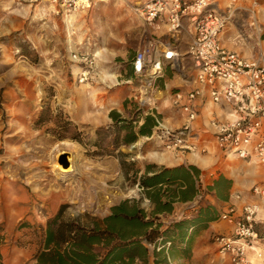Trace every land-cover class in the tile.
I'll use <instances>...</instances> for the list:
<instances>
[{
  "label": "rangeland",
  "instance_id": "374dc122",
  "mask_svg": "<svg viewBox=\"0 0 264 264\" xmlns=\"http://www.w3.org/2000/svg\"><path fill=\"white\" fill-rule=\"evenodd\" d=\"M134 2L91 0L89 9L65 17L48 4L0 0V238L5 264H32L47 222L57 215L58 224L77 217L83 222L103 218L112 206L130 199L150 210L136 182L139 172L136 176L134 172L155 164L151 153L168 151L151 135L137 134L149 115L148 104L155 100L158 105L159 99L148 103L153 91H145L134 74L130 82L124 78L143 30L131 9ZM104 47L114 53L107 55L105 66L125 91L121 104L109 98L115 88L103 92L76 78L78 65L71 61V53L98 56ZM161 85L158 78L155 87ZM111 112L123 122L114 121ZM123 124L137 134L131 144L122 142L127 133ZM57 147L64 154L71 149L78 154L72 176L56 178L51 172ZM113 190L124 196L99 206ZM193 214L184 210L183 216L173 217L178 221ZM161 221L168 225L174 220ZM200 235L194 236L183 257L176 244L167 264H214L201 255L206 241L215 244L214 235ZM196 244L200 246L194 252ZM217 250L207 256L218 253L217 264H231ZM162 256L158 255V264H163Z\"/></svg>",
  "mask_w": 264,
  "mask_h": 264
},
{
  "label": "built area",
  "instance_id": "2783aa9c",
  "mask_svg": "<svg viewBox=\"0 0 264 264\" xmlns=\"http://www.w3.org/2000/svg\"><path fill=\"white\" fill-rule=\"evenodd\" d=\"M28 4L46 3L65 17L90 8L91 0H18ZM240 0H229L235 4ZM134 14L148 24L156 23L167 27L175 45L159 38H149L141 44L131 59L134 76L145 91H155V83L162 76L168 64L174 71L184 70L183 57H187L194 71L191 82L199 87L189 90H175L170 105L180 109L188 122L197 117L194 104L204 88L214 103L228 102L234 106V116L216 125L214 134L219 151L225 156L250 160L255 158L264 165V49L251 58H244L228 51L220 43V35L232 22V9L222 11L216 0H146L131 7ZM185 40V50L179 47ZM95 54L72 52L71 61L78 65L76 75L79 84H86L92 78ZM160 100V99H159ZM150 99L148 100L149 103ZM146 114H156L155 100L148 104ZM150 138L156 139L166 151L197 152L191 127L169 129L156 118ZM199 175L196 180V194L184 204V210L196 213L204 205L209 193ZM251 193L260 199L243 206L240 216L229 205L220 212L217 221L232 225L229 235L216 234L214 243L221 255L229 258L231 264H254L249 260L253 252L264 264V250H256L264 237L256 229L264 223V182L253 186ZM235 198L239 199V196ZM180 218V217H179ZM175 221V220H174Z\"/></svg>",
  "mask_w": 264,
  "mask_h": 264
},
{
  "label": "crops",
  "instance_id": "0c3cea01",
  "mask_svg": "<svg viewBox=\"0 0 264 264\" xmlns=\"http://www.w3.org/2000/svg\"><path fill=\"white\" fill-rule=\"evenodd\" d=\"M144 1L146 0H135L134 3ZM216 1L217 6L222 11L226 10L227 7H231L232 9V22L220 35V43L222 46L228 51L235 52L244 58H251L254 56L258 47L264 49V0H240L235 4H231L229 0ZM39 4L46 3H38L36 5ZM123 14L126 15L124 12ZM137 19L143 26V30L139 33L140 41L137 48L149 38H159L167 42V44L175 45V40L168 32L166 26L156 23L148 24L139 18ZM105 47L98 50L100 51V55L96 56L95 53L96 62L94 73L90 81L84 86L92 88L93 86L91 84L93 83L99 86L98 88L102 89L103 92H108L111 88H115L109 98L116 100L117 105L119 103L121 104L125 99V91L122 88H118L120 85L117 83V78H113L112 72H108V67L105 66V64L109 63L107 55L114 54L109 51L107 53L106 48L108 47ZM179 47L182 51L185 50L184 39L180 42ZM183 64L184 70L182 73L174 71L168 64L164 66L162 76L159 78L162 80V85L160 87L156 86L153 92V94L162 92L164 95L161 98H155L152 94L151 97L153 99H160L159 104L156 105L155 113L159 116V120L163 126L169 129H178L188 124L191 127L194 136L190 141L196 144L198 151H168L167 153H160L162 155L159 154L161 161L157 158L151 159L156 165L164 166L165 168H187L192 165L199 170V175L202 176L205 185L211 184L219 177L229 180L230 186L225 193L226 199L220 200L216 195L210 193L206 198V204L211 205L217 213L226 211L229 205H233L235 208V215L240 216L243 206L246 203H260V199L251 193V189L253 186L264 182V165L257 162L255 158L243 160L232 156H225L219 151L214 137L216 125L219 122H226L233 118V104L225 101L214 103L209 96L208 90L204 88L201 95L197 97L194 102L197 109V117L192 122L187 121L185 114H183L180 109H176L170 105V97L175 90H189L193 87H199L191 82L194 77V71L187 57H183ZM76 67L78 73L79 67ZM128 69L129 73L126 75L125 72L126 76L124 78L127 79V82H130L133 72L131 63ZM115 80L116 82H114ZM162 159L164 161H162ZM144 173L145 168L143 167L138 176ZM148 175H151V173H148ZM198 176L192 174L194 180H196ZM165 188L166 186L164 185L163 190H165ZM185 188L186 184L183 183L182 180H178L174 185H169L168 192L173 199V209L171 212H162L159 215L160 217H165L167 220L171 221L176 219L173 216L181 214L186 202L180 200L179 197H182ZM236 196H239V199L235 198ZM167 198V195H165L161 200L164 201ZM149 205L150 210L153 209V205L150 203ZM172 217L174 219H171ZM256 229L260 236L264 237V223L257 224ZM231 230V224L217 220L210 221L206 229L200 233V236H202V238H209L211 235L216 234L229 235ZM199 246V244L194 245L193 251H197ZM216 247L218 249L216 244H207L206 241V245L203 246L201 250V253H203L201 255L206 258V262L209 261L210 258V261L217 264L218 253L207 256V253ZM256 250H264V243H261ZM248 255L251 262L254 264H261L260 260L252 251L249 252ZM227 259L229 260L228 257Z\"/></svg>",
  "mask_w": 264,
  "mask_h": 264
},
{
  "label": "trees",
  "instance_id": "16d2710c",
  "mask_svg": "<svg viewBox=\"0 0 264 264\" xmlns=\"http://www.w3.org/2000/svg\"><path fill=\"white\" fill-rule=\"evenodd\" d=\"M110 115L117 123L123 122L117 113L111 112ZM156 118L159 116H144L137 134L150 136L156 126ZM121 128L127 130L122 142L133 143L137 134L132 126L123 124ZM121 166L124 169L122 162ZM144 168L145 173L138 176L136 182L153 209L146 210L139 206L140 200L130 199L112 206L109 214L103 218H89L83 222L77 217L58 224L57 215L47 222L43 242L33 256L32 264H158V255H163L160 262L167 264L176 244L182 250L183 257L194 236L206 229L210 221H216L219 213L205 203L191 217L164 225L159 215L173 209L169 185L182 180L186 188L179 199L188 202L197 191L198 177L194 180L192 174L198 176L199 170L192 165L187 168H165L152 163L146 164ZM138 172L135 171L134 176ZM229 186V180L219 177L206 186V191L223 200L226 199L225 193ZM165 195L168 198L162 201ZM167 243L169 247H166ZM1 246L0 238V264H5Z\"/></svg>",
  "mask_w": 264,
  "mask_h": 264
},
{
  "label": "bare ground",
  "instance_id": "6f19581e",
  "mask_svg": "<svg viewBox=\"0 0 264 264\" xmlns=\"http://www.w3.org/2000/svg\"><path fill=\"white\" fill-rule=\"evenodd\" d=\"M153 95L155 98H161L164 95V93L157 92L156 94H153ZM151 96L152 95H150L149 98H147V100L153 99ZM66 146H67V143H66ZM59 147H57V150L54 151V154L52 156L51 169L50 170L56 178H65V177L71 175L72 172L74 173L75 171H77L78 154L76 153L75 150L71 149L72 151L70 150L66 156V160H67L69 165L67 168H64L60 162V156H61V154H64V152L61 153L62 150H60L61 148L59 149ZM159 154L160 153H158V154L157 153H151V158L152 159L157 158L159 161H161ZM160 155H162V154H160ZM54 157L56 159L57 164L55 163ZM162 161H164V160L162 159ZM26 182L29 183V181H26ZM123 196L124 195L121 191H118V190L110 191V193L108 195H104V197L102 196L103 198H102L101 204L99 203L100 204L99 206H103V208H104L105 206H108L113 201H115L119 198H122Z\"/></svg>",
  "mask_w": 264,
  "mask_h": 264
},
{
  "label": "water",
  "instance_id": "95a60500",
  "mask_svg": "<svg viewBox=\"0 0 264 264\" xmlns=\"http://www.w3.org/2000/svg\"><path fill=\"white\" fill-rule=\"evenodd\" d=\"M66 156H67V154H62L61 156H60V162H61V164H62V166L64 167V168H67L68 167V162H67V160H66Z\"/></svg>",
  "mask_w": 264,
  "mask_h": 264
}]
</instances>
